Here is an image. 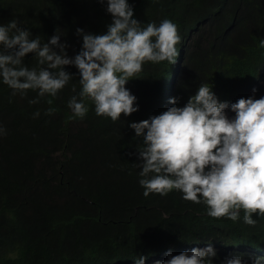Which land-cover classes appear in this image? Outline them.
<instances>
[{
    "label": "trees",
    "instance_id": "1",
    "mask_svg": "<svg viewBox=\"0 0 264 264\" xmlns=\"http://www.w3.org/2000/svg\"><path fill=\"white\" fill-rule=\"evenodd\" d=\"M146 27L169 19L180 41L171 64L146 62L126 84L139 110L113 122L97 116L90 100L83 119L73 117L67 102L80 90L78 74L56 97L29 104L36 92L11 97L0 84V264H145L167 259L208 243L217 256H264V217L255 227L241 219H214L205 206L180 198L143 195L138 180L136 146L128 122H139L171 107L183 106L202 83L212 85L220 101L264 96V0H129ZM23 21L42 42L57 29L79 51L77 27L106 31L110 16L97 0H0V23ZM24 63L36 65L32 54ZM77 73L75 67H66ZM48 100L52 103L49 104ZM51 107L55 111L46 114ZM39 112V116L34 114ZM229 115H233L229 113ZM129 167V168H128ZM254 219L256 218L254 214Z\"/></svg>",
    "mask_w": 264,
    "mask_h": 264
},
{
    "label": "clouds",
    "instance_id": "2",
    "mask_svg": "<svg viewBox=\"0 0 264 264\" xmlns=\"http://www.w3.org/2000/svg\"><path fill=\"white\" fill-rule=\"evenodd\" d=\"M111 18L106 31L99 34L77 27L81 38L79 51L69 56V43L55 30L46 42L23 27V21L11 19L0 23V84L6 85L11 97L24 98L28 91L39 103L45 96L56 97L77 74L80 90L73 84L67 107L73 117L83 119L89 111L85 101L94 105L97 116L113 122L139 110L137 97L126 88L143 70L146 62L173 64L180 41L177 25L169 19L147 23L142 27L134 16L129 0H97ZM264 47V39H260ZM28 54L36 60L29 67ZM75 67L70 73L66 67ZM241 97L235 102L220 101L212 85L202 83L183 106L179 97L158 115L139 122H128L134 137L139 168L138 183L143 195L167 196L172 191L180 198L205 206V214L222 217L255 227L264 217V96ZM51 104L52 101L48 100ZM49 107L46 114H52ZM232 113L233 115H229ZM35 116L40 113L36 112ZM6 134L0 125V135ZM254 214L256 218L254 219ZM156 264H213L217 252L211 243L194 247ZM148 257L135 256L134 264H145ZM250 264H264V256L249 257ZM222 264H246L241 255H231Z\"/></svg>",
    "mask_w": 264,
    "mask_h": 264
},
{
    "label": "rangeland",
    "instance_id": "3",
    "mask_svg": "<svg viewBox=\"0 0 264 264\" xmlns=\"http://www.w3.org/2000/svg\"><path fill=\"white\" fill-rule=\"evenodd\" d=\"M260 88H261L262 92L264 93V80L262 81V84H260Z\"/></svg>",
    "mask_w": 264,
    "mask_h": 264
},
{
    "label": "bare ground",
    "instance_id": "4",
    "mask_svg": "<svg viewBox=\"0 0 264 264\" xmlns=\"http://www.w3.org/2000/svg\"><path fill=\"white\" fill-rule=\"evenodd\" d=\"M129 168V167H128Z\"/></svg>",
    "mask_w": 264,
    "mask_h": 264
}]
</instances>
